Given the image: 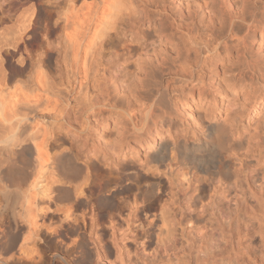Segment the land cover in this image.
<instances>
[{
	"label": "bare ground",
	"instance_id": "6f19581e",
	"mask_svg": "<svg viewBox=\"0 0 264 264\" xmlns=\"http://www.w3.org/2000/svg\"><path fill=\"white\" fill-rule=\"evenodd\" d=\"M3 2L0 141L14 142L0 147V264H264L263 185L197 208L191 196L164 199L157 181L179 176L183 185L190 164L203 167L197 183L238 188L224 160L240 146L227 119L245 112L251 127L264 118L246 45L252 37L264 46V0H72L49 6L54 26L34 17L35 6L12 19L20 6ZM212 55L239 64L213 93L221 111L202 101L204 114L189 111L175 94L202 91L218 70ZM175 114L205 139L180 138ZM121 175L134 197L158 203L134 216L132 230L108 217L105 195Z\"/></svg>",
	"mask_w": 264,
	"mask_h": 264
},
{
	"label": "rangeland",
	"instance_id": "374dc122",
	"mask_svg": "<svg viewBox=\"0 0 264 264\" xmlns=\"http://www.w3.org/2000/svg\"><path fill=\"white\" fill-rule=\"evenodd\" d=\"M1 1L2 2L4 1L3 3L5 6L7 4L8 5L9 4H12V5L18 4L20 6V8H19L20 10H18L15 14H13L12 19H16V18L22 16L23 11H25L24 14L26 13V11H27V13L30 14L31 13L30 9L32 10L33 9L32 7L35 6L34 17L39 15L38 18L44 19L45 17H48V15H49L50 22H51L50 25L54 26V23H52V22H54L56 19L55 14H53V13H50L51 15L47 14V11L51 8V4L59 3L62 6L66 2H69L72 0H0V4L2 3ZM83 1L84 0H75L77 5H79V6L81 4L83 5V3H84ZM178 3L179 2L177 1V4ZM49 6H50V8H49ZM29 14H26V16H28ZM257 15H258L257 16V19H258L259 18V11L257 12ZM81 16H83V15H81ZM5 20H7V19H5ZM7 23H8V26H14V24H13L14 22L13 23L12 22H6V24ZM3 27H4L3 25H0V31L3 30ZM145 29H148V25L145 26ZM148 31L152 33L153 27H150L148 29ZM259 43H260L259 40H257V39L254 40V38L251 37L248 40V43L246 44L247 45V53L250 51L249 52L250 54L248 53V56L250 58L252 57L253 60L251 59V61L253 62V64L256 61V65H258V68H259L258 73H260V74H258V73L256 74V78H254L253 81H248V82L249 83L251 82L257 88H260L259 94L264 95V46L261 43L260 44ZM258 47H260V48H258ZM235 57H236V55L231 56L229 58V60L226 59V60H222L223 62L222 61L220 62V60H218V59L216 60L214 58V56L212 55L209 59H211V62L213 61L212 63H214V62L216 63V64L215 63L214 64L216 67H218L217 72L212 73L210 75L211 77L207 75L204 83L201 84L202 85V89H201L202 91H200V93H198L199 91L196 90L195 94L193 96L191 95V92H189L190 86L189 85L184 86L182 88L183 91L181 89V91L183 92L182 94H181V92L180 93L178 92L175 94L176 97H178L180 95L179 98L177 99L179 101L181 100L179 104L183 105L186 109H189V111H193V112L196 111L197 112V110H198V112L200 111L203 114L205 112L204 108L207 109L209 106H211V108L214 107L215 111H217V110L221 111V104H220L221 102H218L219 100L214 99V97H212V96H213L214 92L216 93V91L223 90L222 87L224 88V86H225V88H227L228 85L232 84V80H233L232 77L234 75L233 71L236 70L237 66L239 65L238 61H237L238 59H236ZM251 61H250V63L252 64ZM206 79H208V80L206 81ZM208 81L210 82V85H209ZM205 82H206V84H205ZM204 84H205L206 88L203 87ZM207 84L209 86H207ZM211 85H213V86H211ZM204 96H206V97H204ZM201 101L203 102L204 108H202V107L200 108V106H197L199 104V102H201ZM193 104H195V105H193ZM225 113L227 114L229 112H225ZM232 113L233 112H230V114H228L229 119H227V121H228L227 124H229L228 126H229L230 130L232 131V133L235 136L233 138V141L235 143L239 144L240 146H238V147L234 146L235 147L234 151L231 152L230 155H226L227 157L225 156L224 160L228 161V163H230V165L232 164L231 165V167H232V169H231L232 173L231 174L233 175V178H232L233 181L232 182H236V186H238V188H236V189L231 188L230 190L229 189H227V190L226 189H220V190H218L219 192L216 191L217 192L216 193L215 190H213L214 188L209 186L207 183H205V182L197 183V181H196L197 177L196 176L197 175L200 176V175L205 174L204 172H202L203 167H201L200 165L198 167L197 165L195 166V165H190V164L187 165L186 164L185 168L188 170V172L195 171L196 175H195V173H193L194 176L191 175V177H190V173H189V176H188L189 178H187V181H185L183 185L180 184L181 177H179V176L177 177L176 175L175 176L177 178H172L171 179L172 181L171 180L168 181L167 178H163V177L159 178L158 177L157 181L160 182L161 195L163 196L164 199H167L170 196H172V193H174V195L172 197H174V196L176 197V198L174 197L175 200L178 199L179 197H180L179 199H182V200L185 198L188 199L191 196L194 198V199L192 198L194 203L197 202L196 200L199 199L198 200L199 204L196 203V206H195V207L199 208L200 205L203 206L202 204H204L205 207H207L209 205V203H211L215 199L218 200V198H220V197L224 198V197L229 196V198H231L237 194L238 195L243 194V195L247 196V195H249V191H250L249 187L247 186L249 183L253 184L252 186H255L256 188H258L260 185H263V189H264V179H262V177H264L263 176V173H264V131H263L264 127L262 125V124H264V118H261L259 121H257V120L253 121L251 124V127H248L246 125L248 114H245V112H244V114H240V113H233L232 114ZM194 114H196V113H194ZM172 118H173L174 130L178 132V135L180 138L186 137V140L189 144L195 143L197 141L195 138L196 136L194 137V135H193L194 132H196V134L199 136V139L201 142L205 139L204 136L207 134L206 130L203 131L199 128L195 129L194 126L189 121V118L187 116L183 117L182 115H179V114L176 115L175 114V115H173ZM202 119H201L202 122L206 121L204 118H202ZM255 125H257V126H255ZM112 131H113L112 129L108 130L109 133ZM122 164L123 165L125 164V166L127 168L132 163H131V161H127V162H124ZM189 168H190V170H189ZM193 169H196V170H193ZM114 170L112 169V171H114ZM114 177L115 176H113V178ZM112 183L109 186V193H106V195H105V199H107V201H109L108 217H111V215H112L111 220L115 224V229L118 228L120 230H122V229L124 230L128 226L129 227L131 226L132 227L131 230H132L136 227V225H134V222H135L134 216H137V214L143 213V211H145L146 209L149 210L150 204H152L153 206L156 207L158 205V203L156 202L155 199H152L150 201L146 200V199L144 200V197L141 196L140 194L135 195V197H134L132 193H129V189H130V187H132L131 182H128L126 179H124L123 175H121L119 179L113 180ZM170 183L172 184L171 186H170ZM171 191H173V192H171ZM258 191H261V190H258ZM263 192H264V190L262 191V193ZM201 199L203 200L202 201L203 203L199 202V201H201ZM115 201L121 203L119 208L116 207L117 203ZM94 202L97 203L96 196H95ZM130 203H131V205H130ZM223 203H225V202L223 201ZM162 205H164V203ZM76 213H78V214L80 213V215H81L82 211L78 210ZM128 214H130V215H128ZM80 215H78V216H80ZM128 217H129V220H128ZM58 223L60 224V222H58ZM59 224H57V225H59ZM64 224H65V226H64ZM60 225L64 226V228L63 227L61 228L62 233H65V231H63L64 229L65 230L70 229V227L68 228V225L65 222L63 224L61 223ZM109 227H112L110 225V223H109ZM187 233H190V234L192 233V235L194 234L192 231H189V230ZM71 236H70V238H71ZM75 236L76 235H74V239L76 238ZM54 238H53V241L58 242L59 236H55ZM62 239H64V241L67 243H70V242L72 243L71 240L73 239V237L71 240L68 238H65V237H62ZM103 239L107 240L108 234H105ZM254 241H255L254 244H256L258 242L257 239H254ZM127 242L129 243L130 241L128 240ZM130 245H131V243H130ZM146 254H148V252ZM148 257H149V255H148ZM139 261H140L139 264H144L143 259H140ZM147 263H148V261H147Z\"/></svg>",
	"mask_w": 264,
	"mask_h": 264
},
{
	"label": "clouds",
	"instance_id": "9594fccd",
	"mask_svg": "<svg viewBox=\"0 0 264 264\" xmlns=\"http://www.w3.org/2000/svg\"><path fill=\"white\" fill-rule=\"evenodd\" d=\"M13 142H14V141H12L10 138L8 139L7 142H5V141H0V147H5V146L10 147L11 144H12Z\"/></svg>",
	"mask_w": 264,
	"mask_h": 264
}]
</instances>
